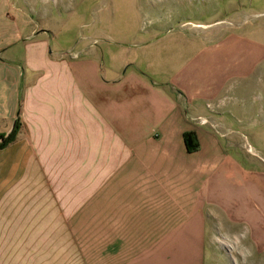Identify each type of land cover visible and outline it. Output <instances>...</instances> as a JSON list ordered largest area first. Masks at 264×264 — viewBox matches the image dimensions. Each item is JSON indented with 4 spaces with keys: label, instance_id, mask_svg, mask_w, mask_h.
<instances>
[{
    "label": "crops",
    "instance_id": "obj_1",
    "mask_svg": "<svg viewBox=\"0 0 264 264\" xmlns=\"http://www.w3.org/2000/svg\"><path fill=\"white\" fill-rule=\"evenodd\" d=\"M177 28L170 39L171 28L149 33L122 62L108 65L102 51L55 54L36 35L24 41L22 60L7 64L0 56V132L8 134L19 122L16 139L0 148L1 222L13 205L28 207L39 196L45 166L54 167L53 181L60 183L56 167L87 171L94 158H100L99 175L85 174L87 196H96L92 183L99 182L102 207L121 219L108 228L148 231L139 239L155 247L142 264H201L206 210L242 219L232 191L222 194L221 175L230 170L216 158L217 144L206 129L215 122L196 113L195 102L189 118L185 110V86L206 75L184 58L169 66L175 50L184 57L198 44L182 24ZM189 130L199 145L192 152L182 138Z\"/></svg>",
    "mask_w": 264,
    "mask_h": 264
},
{
    "label": "rangeland",
    "instance_id": "obj_2",
    "mask_svg": "<svg viewBox=\"0 0 264 264\" xmlns=\"http://www.w3.org/2000/svg\"><path fill=\"white\" fill-rule=\"evenodd\" d=\"M180 24L198 44L184 57L175 50L169 66L184 58L206 75L185 86V110L189 118L195 102L196 113L215 122L206 129L217 144L216 158L230 170L221 175L222 194L232 191V206L242 217L206 210L201 264H264V0H0V56L7 64L22 60L24 41L36 35L55 54L102 51L108 65L122 62L151 32L171 28L170 39ZM166 52L160 50L164 57ZM97 161L87 171L56 167L60 183L53 181L54 167H44L39 196L28 207L13 205L0 221V264L145 261L155 247L139 239L148 231L108 228L121 219L102 207L99 182L92 183L96 196H87L85 174L99 175Z\"/></svg>",
    "mask_w": 264,
    "mask_h": 264
},
{
    "label": "trees",
    "instance_id": "obj_3",
    "mask_svg": "<svg viewBox=\"0 0 264 264\" xmlns=\"http://www.w3.org/2000/svg\"><path fill=\"white\" fill-rule=\"evenodd\" d=\"M18 129L19 122L16 119L13 129L8 134L0 132V148L6 147L9 143L16 139ZM182 138L184 141L185 148L188 152H192L198 149V139L194 131L189 130L184 132Z\"/></svg>",
    "mask_w": 264,
    "mask_h": 264
}]
</instances>
